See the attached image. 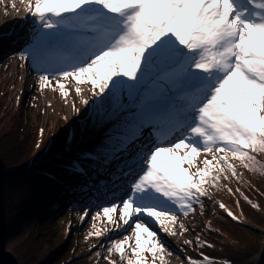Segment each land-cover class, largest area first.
I'll return each mask as SVG.
<instances>
[{
  "label": "snow or ice",
  "instance_id": "1",
  "mask_svg": "<svg viewBox=\"0 0 264 264\" xmlns=\"http://www.w3.org/2000/svg\"><path fill=\"white\" fill-rule=\"evenodd\" d=\"M28 11L31 42L19 58L31 60L41 89L55 80L67 95L60 81L71 79L77 96L89 84L99 98L96 118L107 131L85 156L121 181L113 188L122 207L112 203L102 213L114 224L118 211L116 229H131L109 241L108 254H120L119 264H147L145 254L163 262L166 245L152 223L175 236L169 225L177 210L187 217L203 207L204 184L216 187L226 173L239 178L231 160L259 171L253 153L264 152V0H35ZM201 152L212 159L201 160Z\"/></svg>",
  "mask_w": 264,
  "mask_h": 264
},
{
  "label": "trees",
  "instance_id": "2",
  "mask_svg": "<svg viewBox=\"0 0 264 264\" xmlns=\"http://www.w3.org/2000/svg\"><path fill=\"white\" fill-rule=\"evenodd\" d=\"M29 33L24 32V35L29 37ZM28 41L31 42V38ZM1 44L0 92L6 85L1 76L7 71L9 61L13 57L18 59V53L27 46L16 52L17 38L7 39L4 34L0 36ZM6 45L11 46V49L8 50ZM11 90L8 87L0 95V109ZM10 120L11 133L0 135V156L6 166V248L20 257L23 264H109V261L119 264L120 254L113 252L109 255L107 247L110 240L122 239L123 236L118 235L119 230L105 232L103 225L99 226L89 217L91 213L96 214L98 211L102 217V207L108 203L106 201L112 198L111 195L114 196L113 192L115 196L119 192L113 188V184L121 182L113 181L103 171H99L85 156L106 135L105 124L97 119L95 127L88 123L87 129L84 125L78 130L73 129L70 139H66L69 145L64 149L41 140L39 148L34 145L35 157L28 155L23 161L12 163L10 158L15 157L18 149L26 145L23 132L28 118L23 119L18 114L11 115ZM33 151L34 149H29L30 154ZM253 155L260 162L257 166L259 171L243 168L248 173V176L244 175L250 179L248 184L235 178L233 183L229 182V188L222 186L220 182L216 188L208 185L224 203L238 210L233 211L237 216L241 215L252 226L264 232V217L258 214L264 211V152ZM253 204L256 205L255 208ZM188 217L192 219L189 224L192 234L188 238V246L176 244L175 249L180 254H186L194 260L206 256L224 261L225 264H264V249L260 248L264 234L260 231L232 220L218 207L194 210ZM70 222L78 226L70 227ZM90 222L93 223L89 225ZM96 230L104 232V235L89 236L90 232L95 233ZM231 232L245 240L246 254L229 257L231 255L227 250L226 236ZM197 238L201 242L200 246H197ZM128 255L131 253L128 252ZM145 255L147 264H167L158 259L153 261L151 254Z\"/></svg>",
  "mask_w": 264,
  "mask_h": 264
},
{
  "label": "rangeland",
  "instance_id": "3",
  "mask_svg": "<svg viewBox=\"0 0 264 264\" xmlns=\"http://www.w3.org/2000/svg\"><path fill=\"white\" fill-rule=\"evenodd\" d=\"M29 3H31V5L34 7L35 0H25V4L21 6V8L17 9V7H15V5H13L10 0H0V36L4 34L7 39L17 38L18 45L16 47L20 48V50L30 42L28 40L31 38L30 35L31 29L33 27V20L28 11ZM24 32H30L29 37L26 36V33V35H24ZM1 47L2 44L0 45V48ZM6 48L9 50L11 49V46L6 45ZM7 49H1V51ZM20 60V58L17 59L13 57L8 63L9 66L7 71H5L3 76H1L3 80L6 81V85L4 88L2 87L3 91L0 92V95H2V93L5 92L8 87L12 88V90L8 95L4 106L0 109V135H2V133H11L9 131L12 128V123L10 120L11 115L21 114L23 119L25 117L28 118L27 123H25V130L23 132V136L26 139V145L22 146V149H18L17 155L15 157L10 158L12 163H19L23 161L28 155L32 158L35 157L33 156L36 150L34 145H37L38 143L40 144L41 140H43V142L45 141V143L48 142L50 145L52 144L56 147H61V149H64L67 145H69V143H67L68 141L66 142V139H70L73 129L78 130L81 125H85V122H88L89 125L92 124L93 120L96 118V102L99 99L98 97L91 94L89 90L91 85L89 84L80 85L83 91L81 96H77L75 91L77 87L76 82L72 81L71 79L60 81L64 84L63 92H66L67 95L62 94V90L59 86H57L55 80L52 81L51 86H45L43 89H41L38 83V74L31 66V60ZM18 97L19 99H17ZM58 97L60 98L58 99ZM82 98L88 99L89 104L84 105L81 102ZM73 105H75L76 109H79V112L74 111ZM44 138H46V140H44ZM50 140L51 142H49ZM29 149H34L33 153L30 154ZM200 159L211 160L212 156L211 154H205L201 152ZM230 162L236 168L237 177L245 182L244 184H248L250 181V179L247 177L248 173L243 171V167L240 165L239 161L231 160ZM213 163H215V161H213ZM195 170V168L192 169V171ZM213 174H216L215 171ZM226 174L229 178L225 180L223 178V174H221L219 182L222 186L229 188V182L233 183L235 178L231 175V173ZM244 174H247V176ZM203 187L207 189L208 193L206 196L201 197L203 207L201 204L198 205V203L194 206V210L200 211L201 208L210 209L214 207L221 208L220 204H224L225 207L233 213L235 219L230 216L229 217L232 220L243 223L241 219L244 218L241 215L237 216L234 213L235 211L238 212L236 208L224 203L214 193L208 184H204ZM111 197L112 198L110 200L106 201V203H108L105 204V206H110V204L116 203L118 206L122 207V204L116 198L118 196L111 195ZM189 214H191V212ZM258 214H260L261 217H264V211L259 212ZM94 215L96 214L91 213L89 217L92 218ZM82 216L83 214L81 217ZM112 216L113 220L115 221L114 224L110 223L107 219L104 220L105 217H103V213L102 217L99 216L94 221L99 226L100 224L103 225L104 229H107V231H115L117 230L116 224L122 225L123 222L119 219L118 211L113 213ZM191 221L192 219H189L188 216L185 217L182 214H179L177 210V220L175 225H169L174 227L176 232L175 236L163 232L159 225L155 223L151 224L153 230L158 233V238L161 239L166 245V251L161 254L163 255V262L167 264H188L190 260H194L193 258L188 257L186 254H180L175 249L176 244L188 246V243L186 244L185 241H188L189 236L192 234L189 229V224ZM92 223L93 222H90L89 225ZM181 224H183L187 231L181 230ZM243 224L264 234L262 230L252 226L247 220H245V223ZM71 226L75 228L78 226V224L70 222V227ZM124 227L119 229L120 234L118 235H120V237L124 235H131V229L129 228L127 231H125ZM240 238V236L232 232L230 235L226 236L227 250L229 251V255H231L229 257L235 256L237 254H246V242ZM73 241L75 240L73 239ZM95 241H92L91 243L95 244ZM260 248L262 250L264 249V240L261 242ZM169 253L171 254L169 255ZM13 255L19 264H23V261L20 257L16 256L15 254ZM113 259L114 258L112 257V260ZM195 260L203 261V258H196ZM209 264L225 263L224 261L209 259Z\"/></svg>",
  "mask_w": 264,
  "mask_h": 264
},
{
  "label": "water",
  "instance_id": "4",
  "mask_svg": "<svg viewBox=\"0 0 264 264\" xmlns=\"http://www.w3.org/2000/svg\"><path fill=\"white\" fill-rule=\"evenodd\" d=\"M6 176V166L0 156V264H19L15 256L6 249V213L4 204V183Z\"/></svg>",
  "mask_w": 264,
  "mask_h": 264
},
{
  "label": "bare ground",
  "instance_id": "5",
  "mask_svg": "<svg viewBox=\"0 0 264 264\" xmlns=\"http://www.w3.org/2000/svg\"><path fill=\"white\" fill-rule=\"evenodd\" d=\"M10 1L13 3V5H15V7H17V9L21 8V6H23L25 4V0H10ZM17 51H21L20 48L16 49V52ZM59 98L60 97H58V99Z\"/></svg>",
  "mask_w": 264,
  "mask_h": 264
},
{
  "label": "built area",
  "instance_id": "6",
  "mask_svg": "<svg viewBox=\"0 0 264 264\" xmlns=\"http://www.w3.org/2000/svg\"><path fill=\"white\" fill-rule=\"evenodd\" d=\"M243 221V223H245V220H242ZM189 259H191V258H189Z\"/></svg>",
  "mask_w": 264,
  "mask_h": 264
},
{
  "label": "clouds",
  "instance_id": "7",
  "mask_svg": "<svg viewBox=\"0 0 264 264\" xmlns=\"http://www.w3.org/2000/svg\"><path fill=\"white\" fill-rule=\"evenodd\" d=\"M189 257V256H188Z\"/></svg>",
  "mask_w": 264,
  "mask_h": 264
}]
</instances>
